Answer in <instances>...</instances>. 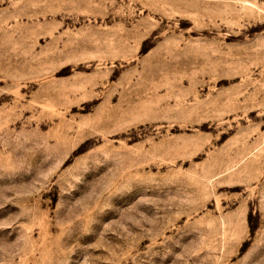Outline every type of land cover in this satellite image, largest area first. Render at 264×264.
Here are the masks:
<instances>
[{
    "label": "rangeland",
    "instance_id": "obj_1",
    "mask_svg": "<svg viewBox=\"0 0 264 264\" xmlns=\"http://www.w3.org/2000/svg\"><path fill=\"white\" fill-rule=\"evenodd\" d=\"M0 264H264V0H0Z\"/></svg>",
    "mask_w": 264,
    "mask_h": 264
}]
</instances>
